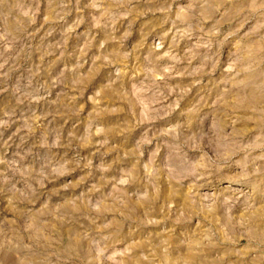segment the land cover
Instances as JSON below:
<instances>
[{
	"label": "rangeland",
	"instance_id": "374dc122",
	"mask_svg": "<svg viewBox=\"0 0 264 264\" xmlns=\"http://www.w3.org/2000/svg\"><path fill=\"white\" fill-rule=\"evenodd\" d=\"M0 264H264V0H0Z\"/></svg>",
	"mask_w": 264,
	"mask_h": 264
}]
</instances>
